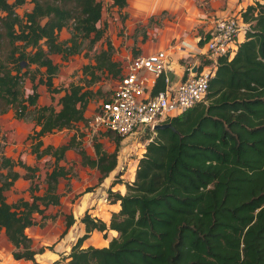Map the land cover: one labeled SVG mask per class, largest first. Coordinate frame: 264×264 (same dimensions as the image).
I'll return each instance as SVG.
<instances>
[{
  "label": "trees",
  "instance_id": "16d2710c",
  "mask_svg": "<svg viewBox=\"0 0 264 264\" xmlns=\"http://www.w3.org/2000/svg\"><path fill=\"white\" fill-rule=\"evenodd\" d=\"M111 1L120 11L129 3ZM28 3L0 0V116L13 111L17 120H33L40 127L29 137L33 154L37 160L52 156L55 167L46 177L43 195L34 194L36 188L31 187L32 202L21 199L10 204L5 193L26 176L13 170L16 163L11 159L3 160L0 170L7 173L0 182V235L5 231L15 260L36 264V256L46 249L34 250L27 231L57 219L47 213L61 206L60 181L71 173V168L59 163L80 145L76 136L60 147L45 146L43 139L87 125L88 105L95 95L83 86L71 85L64 91L54 87L60 66L52 56L68 60L80 54L86 42L93 49L105 38L107 28L100 26L103 6L98 0H31L32 10L19 14L17 10ZM241 16L249 26L246 39L234 57L219 60L207 104L171 120L175 130L156 132L139 162L135 181L126 184V194L108 192V201L120 202L121 211L109 226L86 213L81 220L85 234L73 246L68 264H264V0H255ZM64 29L71 37L61 41ZM205 41H198L201 49ZM107 45L92 69L119 80L122 67L114 60L112 43ZM32 66L37 72L45 69L44 77L35 84L32 74L34 86L26 95L24 81ZM185 74L184 79L189 71ZM92 75L96 81L98 76ZM39 85L52 94L64 92L59 111L38 106ZM166 87L163 74L153 94ZM115 139L120 148L121 140ZM97 140L96 159L84 149L79 155L84 166L101 173L102 184L118 168V151L106 152L101 139ZM75 223L73 215L66 217L61 239ZM108 230L119 233L109 247L83 248L94 231Z\"/></svg>",
  "mask_w": 264,
  "mask_h": 264
},
{
  "label": "rangeland",
  "instance_id": "374dc122",
  "mask_svg": "<svg viewBox=\"0 0 264 264\" xmlns=\"http://www.w3.org/2000/svg\"><path fill=\"white\" fill-rule=\"evenodd\" d=\"M30 1L28 0L29 3L27 5L17 10L19 14L23 15L32 7ZM98 1L103 6V17L100 26L107 28L105 38L97 43L93 49H90L88 42H86L82 52L70 57L68 60H64L61 55L52 56L54 63L60 66V71L57 77L54 78V87L64 91L68 90L71 85H77L94 92L95 95L88 105L87 118L92 116L103 100L113 96L118 83V77L92 69V67L96 66V56L108 47V42H111L114 47V60L120 65L122 64V68L126 70V66L132 60V55L141 54V50L148 53L153 46H162L164 32L172 30L175 40H185L187 43L196 44L200 39L208 41V34L211 32L215 21L219 19L217 14L228 10L227 0H169L174 3L173 5L169 3L165 5L166 2L164 0H129L128 7L124 11L113 7L111 0ZM219 16L224 18L225 15L220 13ZM70 37L71 34L68 29H64L60 34L61 41H66ZM18 45L21 44L18 43ZM175 52H179V55L183 54L178 49ZM179 55L173 56L175 57V62ZM30 71L24 81L26 95L31 94L34 86L31 80L32 74L36 76L35 84H38L39 80L44 77L45 69L37 72V67L32 66ZM92 73L98 76L96 81L93 80ZM38 89L40 92L38 106H53L59 111L61 108L59 101L64 92L52 94L45 85H39ZM207 102L203 103L207 104ZM9 113L7 116H0V166L4 159H11L16 163L13 166V170L15 172H23V177H26L18 180L14 187L7 191L5 195L10 204H16L21 199L32 202L31 187L36 188L34 194L43 195L46 188V177L55 167V158L45 156L37 160L36 155L33 154V145L29 137L34 134V131H39L40 127H34L31 130L32 124L36 125L33 120H17L13 111ZM86 127L87 125L78 124L72 130L50 134L45 137L46 144L60 147L68 144L76 136V145L78 143L80 145L73 151L79 154V150L84 149L91 158L96 159L95 144L99 141L97 140L93 143L87 141L85 138ZM156 137V131L149 132L142 142L136 145L131 143L129 149L121 153L122 144L120 148L117 147L116 136L111 133L102 134L100 142L103 144L104 150L110 154L118 151V168L108 177L109 182L111 180L113 184L118 182L120 185L128 184L129 182L133 183L136 179L139 162L146 153L147 146L144 149L143 145L147 141L149 144L150 140ZM21 162L28 167L36 168V170L27 171L20 165ZM65 162L62 161L59 165L71 168V173L68 178L60 181L59 190L62 195V205L59 208H51L47 213L49 216L58 215L56 221H51L44 229L36 227L27 232V234L29 233L28 236L34 241V250L38 251L41 248H45L46 253H59L61 256L65 252H71L77 242L75 241V236H67L62 240L59 238L48 246H44L36 236L42 237L40 235L41 232L47 233V231L52 229L60 230L62 233L59 236L64 233L66 228L65 208L67 207L66 210L69 209L70 199L67 196L71 190V182L73 179H78L82 171H87L89 175H92L93 172L89 170L92 168L82 164V158L78 162L73 159L70 162L65 160ZM6 173V170H0V182L2 175L5 176ZM105 182L106 180L99 184L94 179V184L89 187L92 190L90 193H95L102 189ZM118 191L117 189L114 192ZM80 220L81 218L76 219L77 222ZM38 222L42 223L41 217L38 218ZM72 230H74V235L78 234L77 227L74 226ZM14 251L15 249L9 245L5 234L1 233L0 264H35L24 260H15ZM39 257H37V260H39ZM60 260L65 261V258L62 257Z\"/></svg>",
  "mask_w": 264,
  "mask_h": 264
},
{
  "label": "built area",
  "instance_id": "2783aa9c",
  "mask_svg": "<svg viewBox=\"0 0 264 264\" xmlns=\"http://www.w3.org/2000/svg\"><path fill=\"white\" fill-rule=\"evenodd\" d=\"M248 29L241 15L217 19L205 48L199 52L198 72L192 73L195 68L193 65L189 67V75L183 81L169 83L167 78L165 91L158 95L153 94L154 89L163 74L167 77L172 72L174 50L168 48L132 55L126 70L122 68L123 75L118 80L113 96L103 100L92 116L88 117L85 132L87 141L93 143L102 134L111 133L121 140L123 153L131 143L136 145L149 132H155L157 126L167 124L206 102L210 81L215 77L219 60L228 55L234 57ZM181 49L179 46L178 50ZM148 145L147 141L143 148Z\"/></svg>",
  "mask_w": 264,
  "mask_h": 264
},
{
  "label": "crops",
  "instance_id": "0c3cea01",
  "mask_svg": "<svg viewBox=\"0 0 264 264\" xmlns=\"http://www.w3.org/2000/svg\"><path fill=\"white\" fill-rule=\"evenodd\" d=\"M164 2H166L165 5L166 4L168 5V3L171 5L174 4V3H171L172 1L170 2L169 0H164ZM254 4H255V0H227L228 10L221 11V12H219V14L221 13L222 15H225L224 17L233 16V15H241L243 12H245L247 10V8L249 6H252ZM31 10H32V7H30L27 12H30ZM219 14H217L218 18L223 17V16H219ZM171 31L164 32L163 45L162 46H153V48L150 49V51L148 53H146L144 50H141V51L143 54H149V53L154 52L155 50H164V49L172 48L174 50L173 56H177V55H179V52H175V51L180 46L182 48L181 52L183 54L179 55L176 62H175V57H173L172 58L173 62H172V66H171V68H172L171 73L174 74L173 81H174V83H179V82L183 81V79L185 78V75H186L185 73L187 70H189V67H191L193 65L196 67L199 65L198 64L199 57H200L199 52H200L201 48L198 45V41L196 44H192V43H187L185 40H181V41L175 40L173 38L174 34ZM245 39H246V36H245ZM245 39L243 40V42L245 41ZM177 66H179V67H177ZM9 114H7V115H9ZM7 115H3V116H7ZM34 127H35V125L32 124L31 130L34 129ZM45 139L46 138L43 139L45 146H48L46 144ZM72 159L75 160L76 162L81 160L79 154H77L73 150L67 152L65 160L70 162ZM89 170L93 171L92 175H89L87 171H82L81 176L78 179L72 180L71 190L67 196L68 199H70L69 200L70 204H69L68 210H66L67 207L65 208V215H66V217L73 215L75 217V219L81 218V220H82V218L86 215V213H88L91 215L92 218L97 219V220H101L109 226L114 214H118L121 211L122 207H121L120 202L113 204L110 201H108V192H109V190L112 189L113 193L120 192L122 195H125L127 183L123 184V185L118 184V185H116V187L112 188L113 183L111 180L109 182V178H108L106 180V182L103 184L102 189L99 190L100 192L99 191H97L95 193L87 192L88 189H91L89 187H91L94 184V179L96 182L99 183V180L101 178V173L97 169H89ZM18 173L22 177L24 176L23 172L18 171ZM21 179H23V178H21ZM128 184H132V182H129ZM117 189L119 191L114 192V191H117ZM77 197H78V199L76 200ZM61 203H62V201H61ZM81 220L78 222L76 221V223L74 225L75 227H77L78 234L74 235V233H73L74 230H72V229H74V226H73L71 229H69V231L65 237L75 236V241H77L80 237H82L85 234V225L81 222ZM50 222L51 221H47V224L44 228H46ZM52 222H54V221H52ZM65 227H66V224H65ZM34 228H36V227H33L29 230H33ZM44 228H41V229H44ZM65 231H66V228H65ZM61 233L62 232L60 230L52 229L50 231H47V233L41 232L40 235L42 237L36 236V238L38 240H41V242L44 244V246H48L52 242H54L55 240H57L59 238L61 239L62 235L59 236V234H61ZM2 234L4 235L5 231H2ZM64 238H62V239H64ZM118 238H119V233L117 231H114V230H108L106 232L94 231L90 235L89 239L85 241L83 248H88L91 246L96 247V248H106V247H109L110 243L114 239H118ZM7 241L9 243V245L11 247H13L8 239H7ZM70 253L65 252L61 256L59 253H55V254L53 253L52 254V253H46L45 252L42 255L36 256V262L39 264H55L56 262H59V264H68ZM38 256H40L39 260H37ZM62 257L65 258V261L60 260Z\"/></svg>",
  "mask_w": 264,
  "mask_h": 264
},
{
  "label": "water",
  "instance_id": "95a60500",
  "mask_svg": "<svg viewBox=\"0 0 264 264\" xmlns=\"http://www.w3.org/2000/svg\"><path fill=\"white\" fill-rule=\"evenodd\" d=\"M198 72V66H196L194 68V70L192 71L193 74H196ZM167 78H168V81L169 83H172L173 82V79H174V74L172 73H168L167 74ZM166 129H172V130H175L173 125L171 123H168V124H164V125H159L155 128L156 132L157 131H160V130H166Z\"/></svg>",
  "mask_w": 264,
  "mask_h": 264
}]
</instances>
